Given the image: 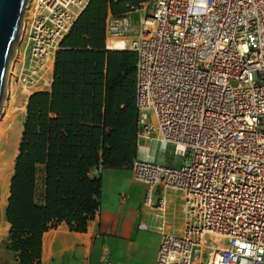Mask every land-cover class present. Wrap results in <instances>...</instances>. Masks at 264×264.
Instances as JSON below:
<instances>
[{"label": "built area", "instance_id": "built-area-1", "mask_svg": "<svg viewBox=\"0 0 264 264\" xmlns=\"http://www.w3.org/2000/svg\"><path fill=\"white\" fill-rule=\"evenodd\" d=\"M113 1L127 2L105 29L136 55L137 139L181 160H132L144 207L156 186L182 194V231L161 234L155 264H264V0ZM89 2L30 0L9 98L50 90L59 42Z\"/></svg>", "mask_w": 264, "mask_h": 264}, {"label": "trees", "instance_id": "trees-1", "mask_svg": "<svg viewBox=\"0 0 264 264\" xmlns=\"http://www.w3.org/2000/svg\"><path fill=\"white\" fill-rule=\"evenodd\" d=\"M125 5L90 0L59 42L50 90L28 96L4 209V247L17 264H41L48 229L85 232L99 210L92 173L135 158L134 53L104 46L108 14L123 15Z\"/></svg>", "mask_w": 264, "mask_h": 264}, {"label": "crops", "instance_id": "crops-1", "mask_svg": "<svg viewBox=\"0 0 264 264\" xmlns=\"http://www.w3.org/2000/svg\"><path fill=\"white\" fill-rule=\"evenodd\" d=\"M129 3L132 5V2ZM104 46L106 51H128L111 48L106 35ZM132 56L135 95L137 61L136 55ZM130 82H133L132 78ZM134 102L136 104V95ZM26 105L27 98L24 101V114ZM121 108L123 106H120ZM25 117L26 114L22 124ZM136 144V159H149L167 165L165 161L155 160L157 156L154 147L140 144L139 139ZM173 158L176 159L174 155ZM95 174L101 179L99 210L95 217L87 222L85 232H75L65 223L48 229L42 236L40 263L155 264L161 234L166 232L179 235L182 231V194L156 186L152 191V206L144 207V186L134 179L131 162L123 163L120 167L102 168L99 172L92 173V176ZM162 197L166 199L167 205L161 212L157 210L156 205ZM3 255L8 264H17L12 252L5 249Z\"/></svg>", "mask_w": 264, "mask_h": 264}, {"label": "rangeland", "instance_id": "rangeland-1", "mask_svg": "<svg viewBox=\"0 0 264 264\" xmlns=\"http://www.w3.org/2000/svg\"><path fill=\"white\" fill-rule=\"evenodd\" d=\"M29 2H30V0H28V3ZM24 19H25V17H23L22 22H24ZM138 24H139V15H134L132 25L134 28H136V27H138ZM19 34H20V32H19ZM18 44H19V42L16 41L15 47H17ZM2 98L3 99H2L1 106H0V124H3L5 121H6L5 122L6 126H8V125L10 126L12 123L13 124L18 123V125L22 124L23 117L25 115L24 114L25 98L20 94H17L16 96H12L9 98V96H7L5 93H3ZM137 140L138 139L136 136V142H137ZM139 143L150 145L156 149V156L157 157L155 158V160H162V161H165V163L167 165H174V166L177 164H180V162H181L180 159H178V158L174 159L173 158L172 148H170L168 146L164 147L161 144H158L154 141H150V140L145 141V139L144 140L140 139ZM136 148H137V144H136ZM13 162H14V160H13ZM13 162H12V164H13ZM13 166H14V164H13ZM12 172H13V169H12ZM8 189L4 191V196H5L4 198H5L6 203H7V199H8ZM7 230H8V228L5 230L6 231L5 234L0 238V264H8L7 259L3 255L4 250H5L4 244H5V240L7 238V234H8Z\"/></svg>", "mask_w": 264, "mask_h": 264}, {"label": "water", "instance_id": "water-1", "mask_svg": "<svg viewBox=\"0 0 264 264\" xmlns=\"http://www.w3.org/2000/svg\"><path fill=\"white\" fill-rule=\"evenodd\" d=\"M27 3L28 0H0V106L4 93V78Z\"/></svg>", "mask_w": 264, "mask_h": 264}, {"label": "bare ground", "instance_id": "bare-ground-1", "mask_svg": "<svg viewBox=\"0 0 264 264\" xmlns=\"http://www.w3.org/2000/svg\"><path fill=\"white\" fill-rule=\"evenodd\" d=\"M114 49H121L124 45L114 42ZM6 122V121H5ZM0 124V238L5 234L8 224L4 219V209L6 207L4 191L9 188L10 177L12 175L13 160L18 152V144L21 136L22 124L6 123Z\"/></svg>", "mask_w": 264, "mask_h": 264}]
</instances>
